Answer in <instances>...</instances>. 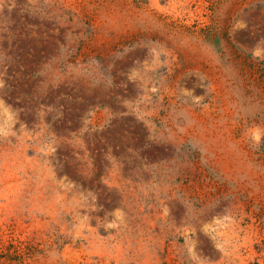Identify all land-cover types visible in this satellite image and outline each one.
<instances>
[{
  "label": "rangeland",
  "instance_id": "1",
  "mask_svg": "<svg viewBox=\"0 0 264 264\" xmlns=\"http://www.w3.org/2000/svg\"><path fill=\"white\" fill-rule=\"evenodd\" d=\"M2 107L0 264H264V0H0Z\"/></svg>",
  "mask_w": 264,
  "mask_h": 264
},
{
  "label": "bare ground",
  "instance_id": "2",
  "mask_svg": "<svg viewBox=\"0 0 264 264\" xmlns=\"http://www.w3.org/2000/svg\"><path fill=\"white\" fill-rule=\"evenodd\" d=\"M0 110L2 111V118H3V119H6V120H7V119L10 118L8 109L2 107ZM6 120H5V121H6ZM7 122H8V121H7Z\"/></svg>",
  "mask_w": 264,
  "mask_h": 264
}]
</instances>
